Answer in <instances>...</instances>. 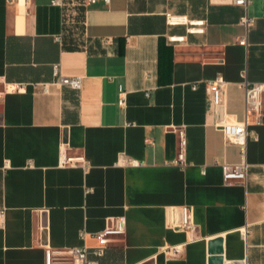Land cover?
Instances as JSON below:
<instances>
[{
	"label": "crops",
	"instance_id": "0c3cea01",
	"mask_svg": "<svg viewBox=\"0 0 264 264\" xmlns=\"http://www.w3.org/2000/svg\"><path fill=\"white\" fill-rule=\"evenodd\" d=\"M218 74L228 83L216 106L207 85ZM0 77L25 84L0 96V264H45L46 245L93 257L94 232L121 215L126 234L100 264H209L218 236L224 260L264 264V99L261 120L248 118L244 183L223 179L222 164L243 156L221 127L247 117L240 83L264 81L263 0H0ZM179 128L185 167L173 161ZM61 151L87 166L60 165Z\"/></svg>",
	"mask_w": 264,
	"mask_h": 264
},
{
	"label": "built area",
	"instance_id": "2783aa9c",
	"mask_svg": "<svg viewBox=\"0 0 264 264\" xmlns=\"http://www.w3.org/2000/svg\"><path fill=\"white\" fill-rule=\"evenodd\" d=\"M53 3H63L64 0H52ZM84 5H90L98 0H80ZM105 3H109L111 0H103ZM236 4L246 5L248 0H234ZM263 15H264V0H263ZM167 20L170 24H193L196 27H190V31L203 32L204 20H190L187 15L167 13ZM254 18L248 15L241 17V22L246 26H249L253 22ZM171 40H183L184 35H174L170 37ZM241 43H245L246 40L242 39ZM54 72H59V65L55 64ZM62 82L69 84L73 88L79 89L81 87V78L79 76H63ZM228 81L222 74H218L215 78L209 81L207 85V92L213 104L216 106L224 103V89L227 86ZM240 86L244 88L246 98V119L243 121H227L221 125L225 138L229 142H234L241 146V152L243 159L238 163H223L222 173L223 179L227 183L231 182H246L249 163L246 160L247 152V139L249 135L248 118L253 117L256 120L262 118V108L264 99V81L249 82L244 80L240 83ZM25 84L23 82H9L0 77V96L16 91H24ZM120 97L119 104L125 103V97L123 95L122 86L119 87ZM179 136V152L177 157L173 160L174 163L180 167H185L186 161V136L183 128L178 129ZM59 163L62 166L66 165H78L81 164L84 167L87 166V159L82 155H68L66 151H61ZM128 163L131 165H140L144 161L129 158ZM5 209H0V222L3 221ZM127 220L126 216H115L110 218L109 223L101 230L94 232V236L98 239L100 245L92 250L93 257L90 256L91 250L87 245L79 246H67V247H52L50 245L45 246V264H100L99 257L104 254L105 248L112 242L121 240L126 234ZM181 226L195 230V225L192 223L189 215V208L183 207V217ZM86 231L81 233V237H85ZM182 252L181 245L169 247V253L173 256H179ZM230 262L231 264H247L246 259L225 260V264Z\"/></svg>",
	"mask_w": 264,
	"mask_h": 264
},
{
	"label": "water",
	"instance_id": "95a60500",
	"mask_svg": "<svg viewBox=\"0 0 264 264\" xmlns=\"http://www.w3.org/2000/svg\"><path fill=\"white\" fill-rule=\"evenodd\" d=\"M223 238L215 237L209 241V264H225L224 260Z\"/></svg>",
	"mask_w": 264,
	"mask_h": 264
},
{
	"label": "bare ground",
	"instance_id": "6f19581e",
	"mask_svg": "<svg viewBox=\"0 0 264 264\" xmlns=\"http://www.w3.org/2000/svg\"><path fill=\"white\" fill-rule=\"evenodd\" d=\"M226 264H231L230 262H227Z\"/></svg>",
	"mask_w": 264,
	"mask_h": 264
}]
</instances>
